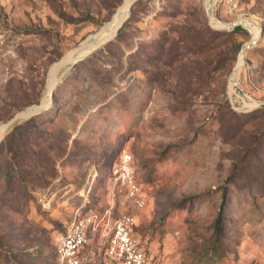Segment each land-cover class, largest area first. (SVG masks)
Here are the masks:
<instances>
[{"label": "rangeland", "instance_id": "1", "mask_svg": "<svg viewBox=\"0 0 264 264\" xmlns=\"http://www.w3.org/2000/svg\"><path fill=\"white\" fill-rule=\"evenodd\" d=\"M123 0H0V125L43 101L50 67ZM136 0L117 35L59 76L0 142V264H60L58 231L123 213L153 264H264V0ZM144 206L115 185L124 151ZM116 190L114 196L113 191ZM221 248L215 250L216 223ZM92 240V241H93ZM92 256V255H91Z\"/></svg>", "mask_w": 264, "mask_h": 264}, {"label": "built area", "instance_id": "2", "mask_svg": "<svg viewBox=\"0 0 264 264\" xmlns=\"http://www.w3.org/2000/svg\"><path fill=\"white\" fill-rule=\"evenodd\" d=\"M130 155L124 151L122 162L114 169L115 185L128 187L127 195L138 207L144 206L129 168ZM115 196L116 190L113 191ZM138 222L130 213H123L113 222L107 235L104 255L109 264H153L149 248L135 234ZM97 215L77 213L69 225L55 236V250L60 264H87L92 250L89 248L95 232L99 229Z\"/></svg>", "mask_w": 264, "mask_h": 264}, {"label": "bare ground", "instance_id": "3", "mask_svg": "<svg viewBox=\"0 0 264 264\" xmlns=\"http://www.w3.org/2000/svg\"><path fill=\"white\" fill-rule=\"evenodd\" d=\"M134 0H123L122 3L117 8L116 12L114 13L112 17L111 22H107L105 25H103L96 35H94L93 39L91 41L85 42L81 47L77 49H72L69 52H67L59 61L54 63L48 73V81L46 86V96L43 100L44 105L48 106L51 100V94L53 91V87L56 84V82L59 79V76L65 72L79 57L87 53L95 44L97 41L104 40L108 37L113 36L117 29L119 28L122 21L126 18V16L129 14V10L132 6V3ZM212 0H206V5L209 9H212ZM210 17H213V13H210ZM238 21L242 22L246 27L249 28L250 32L252 33L251 38L245 43L246 49L243 53H240L239 60L236 66L241 67V65L244 62V55L246 53V50L253 45L256 40L259 37L260 33V27L259 25L253 20V19H247V18H240ZM216 25L230 28L233 23L232 22H224L219 19H215L213 21ZM233 79L235 80V73L233 74ZM233 82V81H232ZM234 83V82H233ZM0 125V142L6 133V131L13 125Z\"/></svg>", "mask_w": 264, "mask_h": 264}, {"label": "water", "instance_id": "4", "mask_svg": "<svg viewBox=\"0 0 264 264\" xmlns=\"http://www.w3.org/2000/svg\"><path fill=\"white\" fill-rule=\"evenodd\" d=\"M135 1H136V0H134V2H135ZM134 2L132 3V5L134 4ZM207 11H208L209 16H210V13H213L212 9H209L208 7H207ZM129 13H130V12H129ZM128 16H129V14H128V15L126 16V18L122 21V23L120 24L119 28L117 29L116 33H115L113 36L108 37V38H106V39H104V40H101V41H97L96 44H95V45H94V46H93V47H92L87 53H85L84 55H82L81 57H79V58H78V59H77V60H76V61H75L70 67H69V69H71V68L74 66V64H75L76 62L85 59V58L88 57L92 52H94V51H96L98 48H100L103 44L107 43V42L110 41L112 38H114V37L117 35L119 29L122 27L124 21L128 18ZM215 19H217V17H215L214 15H213V17H210L211 22L215 21ZM111 21H112V20H111ZM111 21H109V22H111ZM213 23H214V22H213ZM232 23H233V25L231 26V28L234 27V26H236V25H239V24L244 25L242 22H240V21H238V20H235V21H233ZM97 33H98V31H97L96 33L90 35L86 40H84V42H82L81 44H79V45H78L76 48H74V49H77V48L81 47L83 44H85V42L91 41V40L93 39L94 35H96ZM245 49H246V46H245V44H244V45L242 46V48H241V53H243V52L245 51ZM69 69H68V70H69ZM238 69H239V66H236V67L234 68V71H233V73H232V75H231V78H230L231 81H233L234 83H236V80L233 79V74H234L236 71H238ZM60 80H61V78H60ZM60 80H59V81H60ZM59 81H57L56 84H55L54 87H53V91H52V94H51V100H50V103H49L48 106H50V104H51V102H52L53 93H54V90H55V88L57 87ZM48 106L44 105L43 101L41 100L39 103H35V104H33V105H30V106L26 107L25 109H23V110L17 112V113H16V114H15V115H14V116L8 121V122L5 123V125H9V124L15 123L16 121H18V120H20V119H23V118H30L31 116L36 115V114L42 112V111H43L45 108H47Z\"/></svg>", "mask_w": 264, "mask_h": 264}, {"label": "trees", "instance_id": "5", "mask_svg": "<svg viewBox=\"0 0 264 264\" xmlns=\"http://www.w3.org/2000/svg\"><path fill=\"white\" fill-rule=\"evenodd\" d=\"M216 225H217V227H216V231H217V240H215V250H217L218 251V249L219 248H221L222 247V245H223V241H221V238H220V235H221V233H222V229H221V224H220V220H217V223H216ZM61 231V230H60ZM59 232V231H58ZM91 250H92V252L90 253L89 251L87 252V255H89L88 257H89V261H88V263L87 264H89L91 261H96L97 259H95L96 258V255H97V253H98V246H97V244H96V241L95 240H93L92 241V243H91V245H90V247H89ZM54 250H55V244H54ZM55 252H56V250H55ZM92 255V256H91Z\"/></svg>", "mask_w": 264, "mask_h": 264}]
</instances>
